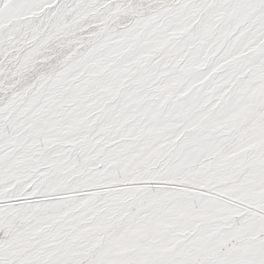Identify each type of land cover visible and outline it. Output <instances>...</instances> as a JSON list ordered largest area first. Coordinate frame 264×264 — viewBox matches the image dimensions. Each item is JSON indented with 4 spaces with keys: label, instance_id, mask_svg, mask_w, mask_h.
<instances>
[{
    "label": "snow or ice",
    "instance_id": "snow-or-ice-1",
    "mask_svg": "<svg viewBox=\"0 0 264 264\" xmlns=\"http://www.w3.org/2000/svg\"><path fill=\"white\" fill-rule=\"evenodd\" d=\"M0 264H264V0H0Z\"/></svg>",
    "mask_w": 264,
    "mask_h": 264
}]
</instances>
